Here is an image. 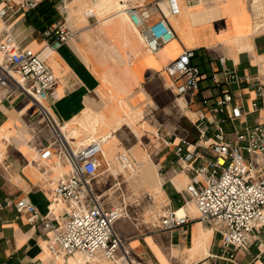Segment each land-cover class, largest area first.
I'll use <instances>...</instances> for the list:
<instances>
[{
    "label": "crops",
    "instance_id": "1",
    "mask_svg": "<svg viewBox=\"0 0 264 264\" xmlns=\"http://www.w3.org/2000/svg\"><path fill=\"white\" fill-rule=\"evenodd\" d=\"M58 3L41 0L35 9L12 19V32L21 47L39 53L55 73L57 82L47 103L65 125L68 141L70 129L77 130L75 143L70 141L75 146L103 139L99 172L91 185L102 205L127 210L115 230L127 240L129 254L142 264H264V226L254 230L250 247L238 250L235 261L222 256L226 225L199 220L187 191L190 175L178 168L174 151L181 138L198 137L197 121L202 116L209 135L214 134L215 117L225 119L231 135L264 121V98H257L249 83L256 77L264 82V0H177L176 12L170 11L168 0H160L176 36L156 52L142 41L121 0H68L64 18ZM160 15L152 12L154 19ZM61 18L73 37L55 46L43 32ZM185 49L196 50L193 62L201 70L200 89L180 95L165 69ZM0 52L4 63L7 58ZM224 67L235 69L240 80L215 83L213 74ZM225 91L233 96L231 105L221 115L210 112L203 99L211 105ZM235 104H242L244 112L232 118ZM48 144L54 154L42 160L39 153ZM123 152L135 162V171L124 168ZM245 156L261 169L258 176L264 174V155L245 152ZM70 171L36 102L21 90L0 86V264H68L76 255L83 257L80 264H123L119 260L123 250L113 259L102 253L91 259L79 253L65 260L52 258L42 223L32 225L13 204H4L7 197L26 196L42 213H49L58 179ZM134 176L135 183L154 190L153 198L147 199L153 211L177 209L191 221L174 229L155 225L132 235L133 210L125 202L127 188L121 184ZM116 195L122 201L115 204L111 201ZM69 206L61 201L50 217L63 221Z\"/></svg>",
    "mask_w": 264,
    "mask_h": 264
},
{
    "label": "built area",
    "instance_id": "2",
    "mask_svg": "<svg viewBox=\"0 0 264 264\" xmlns=\"http://www.w3.org/2000/svg\"><path fill=\"white\" fill-rule=\"evenodd\" d=\"M41 0H0V51L7 61L0 62V86L21 90L36 102L40 114L57 137L60 155L65 157L71 171L59 177L50 201L49 213H42L36 204L24 196L18 199L5 198V205H14L16 211L24 214L32 225L42 223L48 234L47 248L54 259H68L77 253L87 259L102 253L107 258H115L118 250H123L119 260L123 264H142L127 251V240L115 230L116 221L127 215L124 207H106L101 204L92 189V180L99 172L100 156L103 154V139H95L85 145H72L63 134L59 123L47 103L50 90L57 82L55 73L46 65L41 55L30 48L20 46L12 32V19L35 9ZM67 1L59 0L61 17L67 14ZM122 10L139 31L142 41L152 52L175 38V32L168 16L161 8L160 0L151 4H139L135 0H121ZM170 11L178 10L177 0H168ZM161 15L154 19L152 12ZM59 19L44 30V36L54 41L55 46L73 37L72 31ZM195 49H185L181 55L166 67L177 92L180 95L199 91L201 70L193 62ZM215 83L238 82L240 75L235 69L224 67L213 74ZM257 98H264V82L258 77L249 79ZM233 96L223 92L215 103H203L209 111L223 114L231 105ZM257 101L252 106L256 108ZM243 105L232 106L231 117L243 114ZM203 117L197 121L199 135L194 141L181 138L175 143L178 168L190 175L187 191L197 207L199 220L205 223H224L222 256L235 261L238 250H247L257 227L264 226V174L258 176L255 162L246 159L245 152L251 155H264V121L245 126L240 132L231 135L225 130L222 116L215 117V130L209 135ZM170 142V141H168ZM172 142H175L173 139ZM48 144L40 151L39 158L50 159L54 151ZM211 153V154H210ZM120 160L124 167L135 171L136 164L131 156L123 152ZM68 202L63 221L50 217L55 205ZM191 221L186 213L169 209L162 217L160 226L174 229Z\"/></svg>",
    "mask_w": 264,
    "mask_h": 264
},
{
    "label": "rangeland",
    "instance_id": "3",
    "mask_svg": "<svg viewBox=\"0 0 264 264\" xmlns=\"http://www.w3.org/2000/svg\"><path fill=\"white\" fill-rule=\"evenodd\" d=\"M1 24V23H0ZM2 60V54L0 52V61ZM75 143V141H73ZM72 142V143H73ZM86 144L83 141L76 142L78 145ZM73 145V144H72ZM103 168V167H102ZM131 173V172H130ZM126 177V176H125ZM127 180L121 184L123 188H127L125 190L126 197L125 202L128 204V207L131 208L132 214H131V224L133 225L132 228H134L135 232L132 233V235L140 234L141 232H146L150 228H152L155 225H160V221L162 220V217L166 214L168 209L163 213L159 211H153V209L150 208L149 202L147 199H152L154 194V190H150L148 187H146L145 184H137L135 183V176L132 178H126ZM148 191L150 194L147 198L143 196L144 192ZM116 199L112 200L111 202L117 203L121 202L122 198L118 195H116ZM118 203V204H119ZM59 207H62L60 204ZM58 207V208H59ZM154 217L151 219V217Z\"/></svg>",
    "mask_w": 264,
    "mask_h": 264
},
{
    "label": "bare ground",
    "instance_id": "4",
    "mask_svg": "<svg viewBox=\"0 0 264 264\" xmlns=\"http://www.w3.org/2000/svg\"><path fill=\"white\" fill-rule=\"evenodd\" d=\"M1 27V24H0ZM99 118H97L96 121H98ZM65 126V125H64ZM77 135V130L76 129H70V131H67V137L69 138V140L71 141V143L73 142V136ZM108 141V140H107ZM84 142V141H83ZM83 144V143H82ZM125 168V167H124ZM60 206V204L58 205ZM67 209V208H66ZM179 214H181L179 212ZM83 261V257H81L80 255H76V256H72L69 259L68 264H80V262Z\"/></svg>",
    "mask_w": 264,
    "mask_h": 264
},
{
    "label": "trees",
    "instance_id": "5",
    "mask_svg": "<svg viewBox=\"0 0 264 264\" xmlns=\"http://www.w3.org/2000/svg\"><path fill=\"white\" fill-rule=\"evenodd\" d=\"M48 27H49V26H48ZM46 28H47V27H46ZM46 28H45V29H46Z\"/></svg>",
    "mask_w": 264,
    "mask_h": 264
}]
</instances>
